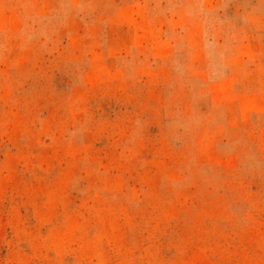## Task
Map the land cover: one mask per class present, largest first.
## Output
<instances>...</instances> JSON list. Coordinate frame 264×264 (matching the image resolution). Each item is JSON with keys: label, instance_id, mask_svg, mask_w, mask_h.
<instances>
[{"label": "rangeland", "instance_id": "374dc122", "mask_svg": "<svg viewBox=\"0 0 264 264\" xmlns=\"http://www.w3.org/2000/svg\"><path fill=\"white\" fill-rule=\"evenodd\" d=\"M0 264H264V0H0Z\"/></svg>", "mask_w": 264, "mask_h": 264}]
</instances>
